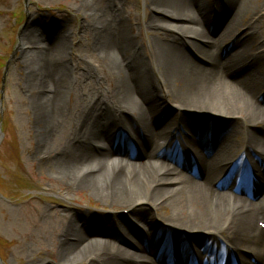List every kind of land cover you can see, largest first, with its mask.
Segmentation results:
<instances>
[{
  "label": "bare ground",
  "instance_id": "1",
  "mask_svg": "<svg viewBox=\"0 0 264 264\" xmlns=\"http://www.w3.org/2000/svg\"><path fill=\"white\" fill-rule=\"evenodd\" d=\"M197 1L203 2L150 0L160 14L148 26L195 41L205 36L201 23L206 26L213 17L221 31L217 40L207 39L217 43L247 13L248 0L223 1L215 13L202 12L200 22L193 10ZM86 3L94 43L104 58L114 56L115 64L104 78L84 72L87 91L68 108L66 65L56 61L59 48L51 41L39 52L42 64L25 83L40 125L37 153L74 190L91 191L105 204H127L133 218L74 213L61 239L53 240L56 262L42 264H264V72H259L264 64H249L259 60L243 49L254 42L253 24L247 22L249 35L231 44L232 53L223 60L194 44L209 62L197 64L177 42H156L152 58L159 64H138L144 61L142 50L129 39L119 42L125 37L122 16L101 0ZM30 41L23 40L24 49L34 46ZM166 100L178 113L169 111L163 120L158 107ZM188 111L203 114L208 126L194 125ZM172 122L178 126L174 131ZM68 130L72 136L65 135ZM186 130L193 135L181 139ZM99 141L106 144L98 148ZM135 154L145 161L135 162ZM169 203L176 208L175 221H159L170 225L167 232L158 227L157 211ZM124 226L136 236L135 244L122 237Z\"/></svg>",
  "mask_w": 264,
  "mask_h": 264
},
{
  "label": "rangeland",
  "instance_id": "2",
  "mask_svg": "<svg viewBox=\"0 0 264 264\" xmlns=\"http://www.w3.org/2000/svg\"><path fill=\"white\" fill-rule=\"evenodd\" d=\"M101 1L110 8V12L121 15V19L126 21L125 37L120 38L119 42L129 39L133 46L137 45L142 50L144 61L138 64H159L152 58L156 42H177L179 48L197 64L209 62L197 52L195 45L211 49L219 54V60H223L231 55V44L245 41L249 35L246 30L249 21L256 35L254 42H248L243 49H246V56L251 54L259 61L248 58L247 62L264 64V0H248L247 13L240 25L217 43L207 39L211 37L213 41L217 40L221 31L219 22L213 17L206 26L201 23L205 36L194 41L174 31L148 26V22L159 13L153 10L150 0ZM223 1L231 0L197 1L198 4L193 8L195 17L203 22L202 12L215 13ZM87 4L86 0H0V264L56 262L54 253L57 252L58 243L53 240L59 237L64 224L76 212L89 211L95 217L106 219L133 218L129 215L127 204H105L95 198L91 191L74 190L70 180L57 173L53 165L45 163L41 154L37 153L40 151V125L31 105L32 94L27 92L25 83L28 73L35 74L37 64H42L43 57L39 52L51 41L59 48L56 61L66 65L64 73H59L62 72L67 83L69 94L64 98V105L68 108H74V99L83 97L87 91V82L82 77L84 72L104 78L111 71V64H115V57L104 58L101 49L94 43L91 9ZM23 40H31L34 46H30L29 50L24 49ZM259 72L263 73L264 69L259 68ZM158 108L160 119L163 120L167 119L169 111L178 113L177 105L167 100ZM188 113L194 114L191 118L194 125L208 126L209 122H206L203 114ZM166 123L167 120L161 125L165 126ZM169 127L174 131L178 126L172 122ZM71 130L65 134L67 137L72 136ZM127 132L134 136L133 131ZM192 132L182 131L181 139L192 136ZM105 144L99 141L96 146L100 148ZM134 161L143 162L145 158L135 154ZM252 164L256 165V161ZM181 170L199 178L197 173ZM175 209L169 203L157 211L158 227L170 231L167 228L170 225L159 221L173 222L172 213ZM137 225L144 233H150L145 223L138 222ZM119 232L128 243L137 242L136 236L125 226Z\"/></svg>",
  "mask_w": 264,
  "mask_h": 264
},
{
  "label": "water",
  "instance_id": "3",
  "mask_svg": "<svg viewBox=\"0 0 264 264\" xmlns=\"http://www.w3.org/2000/svg\"><path fill=\"white\" fill-rule=\"evenodd\" d=\"M8 65V64H7ZM3 82H4V80H3Z\"/></svg>",
  "mask_w": 264,
  "mask_h": 264
}]
</instances>
